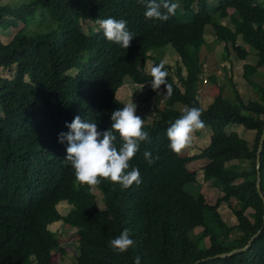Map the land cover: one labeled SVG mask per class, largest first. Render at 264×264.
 Instances as JSON below:
<instances>
[{
  "label": "trees",
  "instance_id": "16d2710c",
  "mask_svg": "<svg viewBox=\"0 0 264 264\" xmlns=\"http://www.w3.org/2000/svg\"><path fill=\"white\" fill-rule=\"evenodd\" d=\"M171 2L180 7L167 21L146 19V5L138 0L0 4V27L24 23L8 43L0 38V69L11 73L0 75V264H53L55 252L65 253L50 228L56 221L76 228L78 254L72 264H134L137 256L141 264H264V202L257 189L264 84L256 80L264 76L259 70L264 67V0ZM110 17L127 21L135 37L128 49L103 35L99 21ZM224 18L233 27L222 23ZM207 25H212L216 41L224 43L225 57L230 45L240 60L248 57L239 36L256 51V63L244 64L243 77L258 99L245 101L235 88L233 98L220 91L202 107L198 83L205 69ZM169 44L181 62L174 73L161 57L150 54ZM148 58L153 67L165 63L171 95L166 85L153 90L151 71L142 66ZM127 76L149 85L144 100L162 91L166 102L152 118L141 116L150 139L130 161L139 169L141 183L124 189L103 180L90 189L76 181L65 159L67 141L61 143L59 134L69 131L66 123L77 115L101 131L109 129L111 113L126 105L117 91ZM177 103L202 109L205 127L212 128L209 144L199 153L176 154L169 146L167 129L184 114L174 107ZM234 124L252 130L253 139L229 131ZM115 135L119 147L122 141L118 132ZM145 151L152 153L153 163L145 159ZM202 158L204 181L223 191L214 203L207 201L197 170L189 168ZM259 172L264 195V144ZM189 185L198 186V191H189ZM232 199L239 202L233 208L237 223L228 225L219 208ZM61 201L71 205L66 214L58 209ZM125 228L135 243L127 252H115L109 242ZM259 230L247 250L211 258L246 246Z\"/></svg>",
  "mask_w": 264,
  "mask_h": 264
},
{
  "label": "clouds",
  "instance_id": "9594fccd",
  "mask_svg": "<svg viewBox=\"0 0 264 264\" xmlns=\"http://www.w3.org/2000/svg\"><path fill=\"white\" fill-rule=\"evenodd\" d=\"M138 3L146 5V19L159 21H167L171 16H175L180 7L171 0H138ZM99 25L109 42L125 49L130 47L135 38L128 30L125 19L110 17L99 21ZM150 75L153 90H159L161 85H166L167 95H171L172 85L166 79L168 72L163 61L151 69ZM201 115L200 108L186 109L167 129L169 146L173 152L180 154L191 144L192 134L205 127ZM111 121V127L101 131L96 123L82 121L77 115L70 123H66L69 131L59 134L61 143L67 141L65 159L74 168L76 181L90 189L101 184L103 180L119 184L124 189L133 183L137 186L141 183L140 171L132 167L130 161L139 151L141 143L150 139L149 133L144 130V119L137 115V105L132 102L113 111ZM117 132L122 141L119 147L116 144ZM144 157L149 164L154 162L150 151H145ZM130 231L125 228L119 236L110 240L109 247L118 253L127 252L135 243L130 238ZM134 264H141L139 256L135 257Z\"/></svg>",
  "mask_w": 264,
  "mask_h": 264
},
{
  "label": "rangeland",
  "instance_id": "374dc122",
  "mask_svg": "<svg viewBox=\"0 0 264 264\" xmlns=\"http://www.w3.org/2000/svg\"><path fill=\"white\" fill-rule=\"evenodd\" d=\"M25 0H0L1 5H8L11 7L18 6ZM213 3L218 0H211ZM232 13L233 9H229ZM8 17L9 14H6ZM38 22V21H37ZM222 23L233 27V23L229 18H224L221 20ZM38 24V23H37ZM42 27H46L41 23ZM88 23H84V28L87 31ZM24 26L23 22H20L17 27H10L4 30L0 27V38L3 42L8 43L15 36L17 31ZM36 27V26H35ZM49 30V29H47ZM206 41L207 44L203 46L202 57L205 60L204 72L199 80V99L202 107H207L209 103L212 102L214 97L221 91L225 96L233 98L235 88L240 92L241 96L245 101L250 99H258V94L254 87L243 77V66L245 63L255 64L257 60L256 51L249 45H246L242 37H238V43L244 44L248 50L249 55L245 60H240L237 57L236 51L229 46V54L227 57L224 56V43L216 41L215 35L213 33L212 25L206 26ZM152 56L161 57V59L171 66V71L174 73L176 66L181 64L179 54L176 52L174 47L169 44L165 48H156L150 52ZM142 66L150 72L153 68L152 58H148L146 62L142 63ZM260 72L264 74V67H261ZM73 74L76 71H71ZM185 72V71H184ZM0 75L11 77V73L8 69H0ZM256 80L264 84V76L258 75ZM234 85L236 87H234ZM149 85L138 84L133 82V80L127 76L125 78L123 86L117 91V97L121 99L126 104L134 102L137 105V115L145 116L146 118H152L159 109L163 108L166 104L165 95L162 91L156 94L153 98L148 101L144 100L148 93ZM177 110L185 112L188 109L187 106L182 103H177L174 106ZM228 130H236L245 139L252 140L254 132L252 130L246 129L243 125H230ZM212 134V128L210 126L204 127L202 130L195 131L192 134V142L189 146L181 151L182 155H192L199 153L203 147H206L210 142V136ZM206 163V159H197L189 164L190 169L197 170L198 181L202 184V190L206 196L209 203H214L219 196L223 195V191L220 187L215 186L211 181L205 182L203 179V165ZM187 189L191 192L196 193L198 191V186L189 185ZM98 193V202L101 207H103L102 195L100 190L96 189ZM238 201L232 199L230 203H223L219 211L223 219L228 225H234L237 223L236 216L233 213V208L238 207ZM71 205L66 201H61L58 204V209L62 214L69 212ZM253 210L250 208L246 211V214L250 216ZM50 228L56 233L61 242V246L65 253L57 251L53 255V264H72L76 260L77 250V239L74 237L76 228L69 227L65 225L62 221H56L50 225ZM197 231L199 228L196 229ZM236 234V232H233ZM207 243L209 241L207 240Z\"/></svg>",
  "mask_w": 264,
  "mask_h": 264
},
{
  "label": "water",
  "instance_id": "95a60500",
  "mask_svg": "<svg viewBox=\"0 0 264 264\" xmlns=\"http://www.w3.org/2000/svg\"><path fill=\"white\" fill-rule=\"evenodd\" d=\"M263 144H264V131L261 135V140H260L259 148L257 151V168H258L257 189H258V192H259V194L262 197L263 202H264V195H263L262 190H261V177H260V172H259L260 162H261V152L263 149ZM260 232H261V230H259L256 234H254L246 246H244L242 248H235L230 252H224V253L216 254L211 258H221V257L224 258V257L230 256L234 253H238V252L247 250L252 245L253 241L259 235Z\"/></svg>",
  "mask_w": 264,
  "mask_h": 264
}]
</instances>
